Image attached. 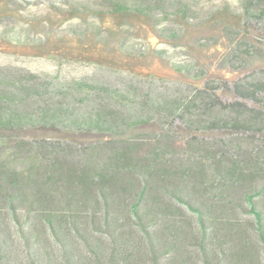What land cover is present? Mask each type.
Segmentation results:
<instances>
[{
	"label": "trees",
	"instance_id": "trees-1",
	"mask_svg": "<svg viewBox=\"0 0 264 264\" xmlns=\"http://www.w3.org/2000/svg\"><path fill=\"white\" fill-rule=\"evenodd\" d=\"M237 3L264 37V0ZM106 4L121 14L189 11L163 0ZM253 56L242 44L232 53L239 65ZM194 91L137 100L85 80L0 73V264H18L16 242L27 264H52L55 251L60 264H264V151L240 140L264 137V80ZM210 134L221 138L199 140Z\"/></svg>",
	"mask_w": 264,
	"mask_h": 264
},
{
	"label": "rangeland",
	"instance_id": "rangeland-1",
	"mask_svg": "<svg viewBox=\"0 0 264 264\" xmlns=\"http://www.w3.org/2000/svg\"><path fill=\"white\" fill-rule=\"evenodd\" d=\"M163 1L184 5L188 14L180 18L173 9L152 15L112 13L106 0H0V73L8 77L31 73L54 85L85 80L117 88L137 100L146 92L191 98L205 82L218 86L224 81L264 80V37L260 26L243 21L238 0ZM238 44L254 54L243 65L232 57ZM173 65L188 68L190 76L173 70ZM194 74L202 79L195 80ZM217 94L223 102L233 100L222 90ZM38 105L37 100L30 103L33 108ZM25 135L32 138L37 133ZM177 135L180 143L189 139ZM218 138L210 134L199 140L216 143ZM240 140L245 149L258 145L264 151V137L257 142ZM15 248L18 264H27L22 245L16 242ZM55 253L52 264H60Z\"/></svg>",
	"mask_w": 264,
	"mask_h": 264
}]
</instances>
